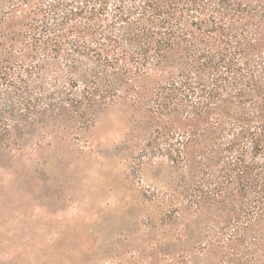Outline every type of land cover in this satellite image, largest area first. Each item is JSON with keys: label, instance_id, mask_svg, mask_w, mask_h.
Returning a JSON list of instances; mask_svg holds the SVG:
<instances>
[{"label": "trees", "instance_id": "obj_1", "mask_svg": "<svg viewBox=\"0 0 264 264\" xmlns=\"http://www.w3.org/2000/svg\"><path fill=\"white\" fill-rule=\"evenodd\" d=\"M75 2L4 37L0 131L130 96L154 120L147 146L200 170L188 200L225 209L229 242L264 218V0Z\"/></svg>", "mask_w": 264, "mask_h": 264}, {"label": "rangeland", "instance_id": "obj_2", "mask_svg": "<svg viewBox=\"0 0 264 264\" xmlns=\"http://www.w3.org/2000/svg\"><path fill=\"white\" fill-rule=\"evenodd\" d=\"M75 1L0 0V44L21 30L28 41L29 23H53ZM147 109L120 95L0 131V264H264V218L229 242L225 209L188 200L200 170L147 146Z\"/></svg>", "mask_w": 264, "mask_h": 264}]
</instances>
